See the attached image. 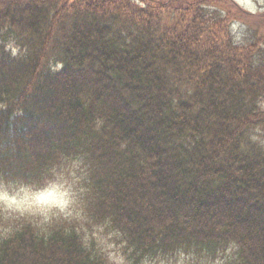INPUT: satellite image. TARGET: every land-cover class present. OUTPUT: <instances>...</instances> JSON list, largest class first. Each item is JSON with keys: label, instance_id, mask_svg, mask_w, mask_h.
I'll return each instance as SVG.
<instances>
[{"label": "trees", "instance_id": "obj_1", "mask_svg": "<svg viewBox=\"0 0 264 264\" xmlns=\"http://www.w3.org/2000/svg\"><path fill=\"white\" fill-rule=\"evenodd\" d=\"M248 19L229 0H0V187L86 194L79 215L0 209V264H116L97 231L128 264H264V24L232 31Z\"/></svg>", "mask_w": 264, "mask_h": 264}, {"label": "rangeland", "instance_id": "obj_2", "mask_svg": "<svg viewBox=\"0 0 264 264\" xmlns=\"http://www.w3.org/2000/svg\"><path fill=\"white\" fill-rule=\"evenodd\" d=\"M239 4H241L247 10L252 11L253 13H257L260 11H264V0H236ZM234 32L238 36L239 39H244L250 35L248 26L245 24H236L234 26ZM78 197V196H77ZM74 202L73 194L70 190L65 189L63 187H54L41 192H32L21 190L15 193H8L0 191V205L7 209V211H11L14 214L20 216H27L26 214H33L37 216L39 219H47V217L54 215H59V209L69 206ZM80 205L82 203L80 202ZM79 215V214H78ZM79 217V216H78ZM98 237L103 240L100 235L101 231L96 232ZM109 244L116 242L114 239L107 237L104 238ZM104 241L101 242V246L103 248ZM112 251L109 255L113 258H116L119 261H123L122 257L119 254H115L114 247H109ZM193 249V248H192ZM183 250L176 253L179 261L174 262L172 255L170 256H155L151 257L152 261L148 260L147 262L144 260L142 263L144 264H194L193 260L190 258L189 260L184 257L181 258ZM187 255V254H186ZM118 264H120L118 262ZM197 264V263H195ZM212 264H220V260H216Z\"/></svg>", "mask_w": 264, "mask_h": 264}]
</instances>
